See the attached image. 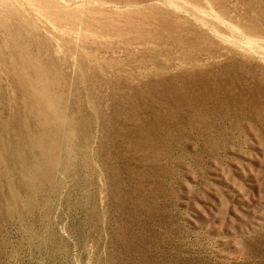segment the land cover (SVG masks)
<instances>
[{
  "label": "rangeland",
  "instance_id": "1",
  "mask_svg": "<svg viewBox=\"0 0 264 264\" xmlns=\"http://www.w3.org/2000/svg\"><path fill=\"white\" fill-rule=\"evenodd\" d=\"M0 264H264V0H0Z\"/></svg>",
  "mask_w": 264,
  "mask_h": 264
}]
</instances>
